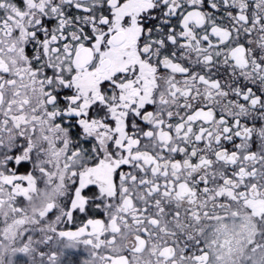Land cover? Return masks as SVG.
I'll list each match as a JSON object with an SVG mask.
<instances>
[{
	"label": "snow or ice",
	"instance_id": "obj_1",
	"mask_svg": "<svg viewBox=\"0 0 264 264\" xmlns=\"http://www.w3.org/2000/svg\"><path fill=\"white\" fill-rule=\"evenodd\" d=\"M0 264H264V0H0Z\"/></svg>",
	"mask_w": 264,
	"mask_h": 264
}]
</instances>
